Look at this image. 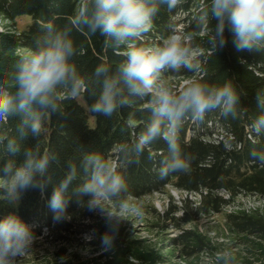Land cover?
<instances>
[{
    "label": "trees",
    "instance_id": "16d2710c",
    "mask_svg": "<svg viewBox=\"0 0 264 264\" xmlns=\"http://www.w3.org/2000/svg\"><path fill=\"white\" fill-rule=\"evenodd\" d=\"M153 3L159 7V13L150 31L135 39L134 44L155 48L168 35L170 26L175 27L195 37L191 43L198 69L195 72L184 68L164 70L157 85L178 92L189 80H201L209 85L230 81L239 92L236 115L225 117L217 109L207 113L203 121L186 117L178 142L182 152L192 157L190 169L160 179V161L169 155L163 140L154 141L143 154L130 158L119 150L121 146L135 143L152 119L151 96H132L125 88L124 95L129 102L111 117L90 111L101 91V83L93 75L96 66L105 63L110 73L115 74L132 45L125 43L114 47L112 41L106 43V38L98 33L91 35L86 30L73 28L71 34L77 53L72 59L86 90L76 99L68 96L66 90H60L57 110L45 114L39 137L31 133L19 137L17 126L21 117L18 115L0 121V137L6 138L4 145L11 138H16L21 145V152L15 157L0 145V168L9 159L22 160L25 148H38L41 152L51 150L55 156L43 177L37 178L44 183L43 190H26L17 206L9 205L0 190V218L16 214L30 224L35 239L42 238L52 247L53 264H157L161 259L120 220L113 248L102 250L100 236L106 231L105 219L76 204V189L86 178L83 158L90 152H101L114 164L120 163L127 181L128 199L161 193L168 186L196 198L194 202L183 198L180 204L171 201L161 214H157L158 219L165 221L162 229L170 225L178 231L176 237L169 240L172 248L169 256L176 252L185 264L201 262L204 254L221 253L219 243L198 229L196 223L201 217L208 218L234 206L239 195L264 197V164L251 155L264 153V130L256 133L253 128L256 119L264 114L258 100V96L264 98V50L237 51L230 34H226L228 42L223 49H213L208 41L216 22L211 17L210 0H181L172 11L160 0H153ZM76 7H79V0H0V17L8 22L4 31H0V88L14 87L21 58L37 48V40L45 31L42 23L51 22L57 29L72 27L71 16ZM24 18L29 19L27 25H24ZM22 22L23 26L14 30L16 24ZM181 79L186 83L179 86ZM168 80L175 84H169ZM70 164L77 167V178L67 190L71 219L54 224V213L48 203ZM107 208L117 211L119 205L113 201ZM93 230L95 237L85 236ZM224 231L226 236L233 237L235 246L246 249L253 256L264 257V213L260 210L237 208L226 212ZM78 250L98 256L87 262L82 260ZM102 257V261L97 260ZM216 259L223 261V258ZM235 259L230 257L223 264H234Z\"/></svg>",
    "mask_w": 264,
    "mask_h": 264
},
{
    "label": "clouds",
    "instance_id": "9594fccd",
    "mask_svg": "<svg viewBox=\"0 0 264 264\" xmlns=\"http://www.w3.org/2000/svg\"><path fill=\"white\" fill-rule=\"evenodd\" d=\"M181 0H160L168 11L177 7ZM211 17L215 20L214 32L209 36L213 49H223L228 42L226 34L233 37L237 51L264 50V0H210ZM159 7L153 0H79L71 16L72 27L57 29L51 22L42 23L44 32L37 40V48L21 58L12 89L0 88V121L20 116L17 133L20 138L29 133L39 137L44 128V116L50 110H57L58 92L66 90L68 96L78 98L85 90L84 80L79 76L73 57L77 46L72 29L86 30L91 35L105 37L114 47L125 43L126 60L115 74L105 63L96 66L93 75L101 83L98 98L90 111L98 116L111 117L118 108L129 101L124 95L125 88L132 96H151L152 119L138 135L135 143L121 146L120 151L130 158L141 155L158 139L167 144L169 155L160 161L158 176L165 179L171 173L187 172L192 157L182 152L178 142L179 132L186 117L203 121L207 113L219 109L223 116L235 117L239 92L230 82L209 85L201 80H189L186 86L176 92L157 81L164 70L189 72L197 71L193 55L195 39L190 33H181L170 26L168 35L155 48L136 46L135 39L150 31ZM208 13L204 14V20ZM259 106L264 109V98L258 96ZM254 131L264 130V114L253 125ZM5 137H0L4 145ZM6 152L15 157L21 152L16 138L7 139ZM251 155L264 164V153ZM55 156L49 150L25 148L23 159L17 162L9 159L0 168V190L11 206H17L22 194L30 188L43 190V177L50 160ZM127 162V160L125 161ZM82 168L86 178L76 189V204L85 207L89 213H97L105 219L106 231L100 236L102 250L113 248L118 232V220L109 202H117L118 211L127 216L141 215V208L128 199L127 181L119 162L101 152L87 153ZM77 178V167L70 164L65 178L51 194L48 206L54 213L53 222L69 221V185ZM87 199H84V198ZM86 237H95V230ZM33 227L16 214L0 218V264H15L18 257L25 256L33 242ZM223 253L222 256H230Z\"/></svg>",
    "mask_w": 264,
    "mask_h": 264
},
{
    "label": "rangeland",
    "instance_id": "374dc122",
    "mask_svg": "<svg viewBox=\"0 0 264 264\" xmlns=\"http://www.w3.org/2000/svg\"><path fill=\"white\" fill-rule=\"evenodd\" d=\"M27 25L28 18H24ZM8 24L2 17H0V31H4L5 26ZM22 23L16 24V29L19 30L23 25ZM193 55L195 53L193 52ZM169 84L175 83L168 80ZM186 83V80L181 79L179 86ZM170 196V197H169ZM188 198L192 202L196 200L194 196H186L185 193L175 190L173 187H166L164 192L153 193L141 199H129L132 204L141 208L142 214L135 215L129 214L127 216L121 214L118 210L112 211L114 218L120 220L128 230L133 232L134 237L142 239L145 244L149 245L151 249L161 256L157 264H185L184 259L176 255L169 256L168 252L172 250L169 240L176 237L178 231L169 225L168 229L163 228L162 225L165 221L158 219L157 214H161L171 201L180 204L183 198ZM108 206V205H107ZM106 206V211L109 209ZM237 208H244L247 210L258 209L264 213V197H255L249 195H239L235 201L234 206H228L223 209L219 214L210 216L208 218L201 217L196 223L198 229L212 238V241L219 243L220 255L204 254L202 261L196 264H223L224 260H230V257L237 258L234 264H264V257L258 254L251 255L246 249L235 246L234 239L231 235L225 233V213ZM52 247L47 244L44 239L37 238L34 240L29 252L23 256L18 257L15 264H53ZM82 260L89 262L98 256L92 254L90 251L78 250ZM230 253V256H222L223 253ZM100 252L99 254H101ZM237 254V255H236ZM220 256V257H219ZM216 258H223L219 261ZM97 259L98 261H102ZM91 263V262H90Z\"/></svg>",
    "mask_w": 264,
    "mask_h": 264
}]
</instances>
